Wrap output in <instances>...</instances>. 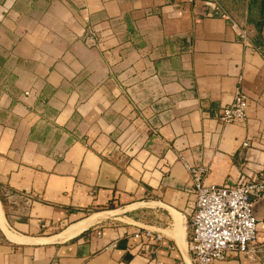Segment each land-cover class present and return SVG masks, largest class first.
<instances>
[{
	"label": "crops",
	"instance_id": "obj_1",
	"mask_svg": "<svg viewBox=\"0 0 264 264\" xmlns=\"http://www.w3.org/2000/svg\"><path fill=\"white\" fill-rule=\"evenodd\" d=\"M3 5L16 78L0 110V264H194L188 167L204 184L264 170V0L239 16L219 0ZM238 86L246 119L222 123ZM256 214L264 241V201Z\"/></svg>",
	"mask_w": 264,
	"mask_h": 264
},
{
	"label": "built area",
	"instance_id": "obj_2",
	"mask_svg": "<svg viewBox=\"0 0 264 264\" xmlns=\"http://www.w3.org/2000/svg\"><path fill=\"white\" fill-rule=\"evenodd\" d=\"M210 6L209 16L229 19L215 1L210 2ZM244 34L240 31L241 36ZM83 40L90 47L97 44L96 36L90 30L86 31ZM247 106L248 97L238 86L231 104L219 111L218 119L222 123L243 122ZM243 145L247 146V142ZM188 171L193 194L188 218L193 263L213 264L241 255L264 259V241L257 239V218L252 215L253 203L264 196V170L250 181L239 178L233 184H204L199 169L188 167ZM138 236L136 233L135 237Z\"/></svg>",
	"mask_w": 264,
	"mask_h": 264
},
{
	"label": "rangeland",
	"instance_id": "obj_3",
	"mask_svg": "<svg viewBox=\"0 0 264 264\" xmlns=\"http://www.w3.org/2000/svg\"><path fill=\"white\" fill-rule=\"evenodd\" d=\"M227 6H232L238 16L245 10L246 0H219ZM5 0H0V12L4 7ZM1 22V17H0ZM6 52L0 49V110L6 108L9 103V98L14 94V81L16 78V66L8 62Z\"/></svg>",
	"mask_w": 264,
	"mask_h": 264
},
{
	"label": "water",
	"instance_id": "obj_4",
	"mask_svg": "<svg viewBox=\"0 0 264 264\" xmlns=\"http://www.w3.org/2000/svg\"><path fill=\"white\" fill-rule=\"evenodd\" d=\"M262 201H264V196H263L261 199L255 201V202L253 203V205H252V215H253L255 218L258 217V215L256 214V208H257V206L260 204V202H262Z\"/></svg>",
	"mask_w": 264,
	"mask_h": 264
},
{
	"label": "bare ground",
	"instance_id": "obj_5",
	"mask_svg": "<svg viewBox=\"0 0 264 264\" xmlns=\"http://www.w3.org/2000/svg\"><path fill=\"white\" fill-rule=\"evenodd\" d=\"M95 216L102 217V216H104V214H98V215H95ZM79 230H80V227H77V228H74L72 230L67 231V234L68 235H72V234L78 232Z\"/></svg>",
	"mask_w": 264,
	"mask_h": 264
},
{
	"label": "trees",
	"instance_id": "obj_6",
	"mask_svg": "<svg viewBox=\"0 0 264 264\" xmlns=\"http://www.w3.org/2000/svg\"><path fill=\"white\" fill-rule=\"evenodd\" d=\"M112 207V205H108V208H111Z\"/></svg>",
	"mask_w": 264,
	"mask_h": 264
}]
</instances>
